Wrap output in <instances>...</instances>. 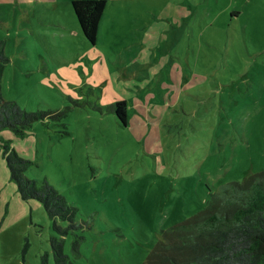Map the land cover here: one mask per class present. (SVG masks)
<instances>
[{
  "label": "rangeland",
  "instance_id": "rangeland-1",
  "mask_svg": "<svg viewBox=\"0 0 264 264\" xmlns=\"http://www.w3.org/2000/svg\"><path fill=\"white\" fill-rule=\"evenodd\" d=\"M72 1L0 0L2 94L50 114L24 134L0 133V264H56L52 239L66 264H144L162 232L203 211L212 193L264 171V0H108L94 45ZM165 7L192 13L171 23ZM150 43L189 83L171 107L163 90L121 76L151 77ZM136 88L139 101L152 92L163 107L124 126L112 106ZM144 103L131 115L149 112ZM6 145L32 162L27 178L77 209L73 222L21 198Z\"/></svg>",
  "mask_w": 264,
  "mask_h": 264
},
{
  "label": "trees",
  "instance_id": "trees-1",
  "mask_svg": "<svg viewBox=\"0 0 264 264\" xmlns=\"http://www.w3.org/2000/svg\"><path fill=\"white\" fill-rule=\"evenodd\" d=\"M72 6L85 39L96 44L108 0H73ZM8 63L4 43H0V133L11 129L24 134L35 121L50 114L28 112L17 102L4 98L1 80ZM112 110L121 124L129 125L126 101L117 102ZM4 150L21 198L40 201L51 218L73 222L77 209L63 195L46 181L40 186L27 178L32 162L9 145ZM52 248L55 263L66 264L63 246L57 239H52ZM144 264H264V171L212 193L203 211L162 232Z\"/></svg>",
  "mask_w": 264,
  "mask_h": 264
},
{
  "label": "crops",
  "instance_id": "crops-1",
  "mask_svg": "<svg viewBox=\"0 0 264 264\" xmlns=\"http://www.w3.org/2000/svg\"><path fill=\"white\" fill-rule=\"evenodd\" d=\"M59 6H60V3L55 2V8L57 9V8H59ZM165 9H166L167 15H168L165 19H167L171 23H174V22H172V19H174V18L178 19V20L181 19L183 22H186L187 18L192 13V12L191 13L189 12L190 15L187 17L186 11H188V8H186V7L185 8L179 7V9H176L175 7L174 8L165 7ZM70 10H71L70 11L71 15L73 17L75 15L74 10H73V6L71 7ZM181 10H184L185 14ZM106 11H107V9H106ZM166 11L163 14H166ZM225 11L227 13L231 12V13H228V16L230 14L231 19L235 18L236 16H239V14H240V13H234V11H230L229 8L227 10L225 8L222 9L221 13L225 12ZM105 14H106V12L104 13V15ZM104 15H103V18H102L100 25H99V32L101 29L102 22L104 20ZM75 17H76V15H75ZM178 20H176V24L179 23ZM171 27L175 28V26H171ZM99 32H98V38H99ZM147 35L144 37L143 41H145L146 39L149 40V37ZM153 45L154 44H152V43H150L149 45H146V47L149 50L146 55L151 53V56H150L149 62L145 63L147 65V67L143 69L144 71H149V73L151 74L150 78H149V74L145 78H140L137 73L135 74V76L133 78H132L131 74L129 75L128 73H121V76H123L126 80H131L132 88H134V84H137V86L139 87V83L141 82L143 87H144V90L146 88L152 89V88H156V87L163 90L162 98H163L164 102H168V104L171 107V105L176 103L178 101V99L180 98V96L183 95V91L186 90L189 83L187 81H185L184 73L181 71L180 66L175 65L174 63L171 64L170 62L163 63L161 61L162 58L156 57V55H158V52H156L153 49L154 48ZM156 59H157V61H156ZM155 64L158 65V73L155 72ZM159 74H161V76H159ZM138 89L139 88H136V90L133 89L136 91V93H134L133 96L126 97L123 99L124 101L127 102L129 107H131V105L135 104V103H139V104L144 103L142 101H139V99L137 97V90ZM145 95H146L145 101H148L149 104H151V105H149V104L144 103L145 105L149 106L148 107L149 112H144L143 114H140L141 116L140 115L139 116L138 115L132 116L130 113V110H128L129 119L132 118L134 120H137L141 125L143 124L142 123L143 119L140 117H145L148 119V121L154 120V119H156L155 114H157V111L159 110L158 108L163 107V106H159V105L155 104L156 103V94L155 93L147 92V93H145ZM164 105L167 106V103ZM150 107H151V109H150ZM152 111H154L155 114H153Z\"/></svg>",
  "mask_w": 264,
  "mask_h": 264
}]
</instances>
